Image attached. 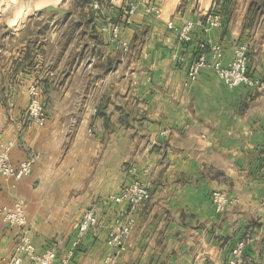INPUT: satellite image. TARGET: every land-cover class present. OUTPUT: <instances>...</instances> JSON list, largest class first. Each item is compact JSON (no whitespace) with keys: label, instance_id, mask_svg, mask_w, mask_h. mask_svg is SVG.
Masks as SVG:
<instances>
[{"label":"crops","instance_id":"0c3cea01","mask_svg":"<svg viewBox=\"0 0 264 264\" xmlns=\"http://www.w3.org/2000/svg\"><path fill=\"white\" fill-rule=\"evenodd\" d=\"M63 1L70 7L46 0L43 13L28 18V7L22 23L0 30V149L13 143L15 166L33 160L17 182L0 175V208L22 201L26 217L21 228L0 216V262L25 233L36 254L55 247V262L68 264H227L239 239L237 264H264V90L230 88L210 67L186 84L192 59L213 62L208 40L223 66L247 44V73L264 83V0H97L96 10L90 0ZM49 5L65 13L45 12ZM208 13L220 22L204 33ZM170 21L193 23L189 42ZM109 24L128 54L103 30ZM31 84L41 127L27 119ZM134 181L148 202L109 201ZM213 190L239 203L217 214ZM86 211L97 224L78 239ZM127 217L116 248L113 229Z\"/></svg>","mask_w":264,"mask_h":264},{"label":"built area","instance_id":"2783aa9c","mask_svg":"<svg viewBox=\"0 0 264 264\" xmlns=\"http://www.w3.org/2000/svg\"><path fill=\"white\" fill-rule=\"evenodd\" d=\"M91 7L98 9L97 0H90ZM135 11V5L130 4L127 12L126 23L129 22L130 17ZM151 12L159 15V10L150 9ZM220 17L216 13H208L201 22L204 33H208L212 28L219 25ZM167 27L177 34L180 42H189L193 23L191 21L185 22L181 27H174L170 21ZM103 30L111 34L113 41L125 53L130 52L129 45L120 40V27L118 24H109L103 27ZM205 45H209V51L213 57L212 64L206 60L204 53H200L196 58L192 59L186 69V84H191L199 75L202 69L210 67L214 74L222 80V82L232 88L240 85L255 87L257 90H264V83L255 82L247 73L248 60V46L247 44H239L233 51V59L227 65L223 66L221 63L222 50L219 45H210V41H206ZM182 60V59H181ZM28 106L27 119L37 127L44 125L46 121L45 110L41 100L40 91L37 84H31L28 89ZM92 134V130H88ZM13 147L10 142L6 145H1L0 149V175L14 182L21 180L28 176L31 172L33 160H25L18 165L10 163L8 153ZM151 198L150 192L140 183L134 181L125 185L120 191L110 196L108 199L113 203H126L130 207L139 206L148 202ZM210 201L214 206L217 214H223L228 208H231L239 203L236 197L229 195L225 191L213 190L210 193ZM0 216L2 220L11 227H24L26 225V217L24 212V204L22 201H15L12 205L3 206L0 208ZM133 223L132 218L127 217L122 224H117L113 229L111 236V244L116 248H121L123 240L128 231V226ZM97 224V217L92 211H86L77 228V238L80 239L88 230ZM246 248V240H237L231 248L230 259L227 264H237ZM56 248L47 249L44 253L36 254L34 248L25 233L21 234V239L15 246L10 257L1 259L0 264H68V258H64L59 262H55Z\"/></svg>","mask_w":264,"mask_h":264},{"label":"rangeland","instance_id":"374dc122","mask_svg":"<svg viewBox=\"0 0 264 264\" xmlns=\"http://www.w3.org/2000/svg\"><path fill=\"white\" fill-rule=\"evenodd\" d=\"M59 1H62L64 4L63 6L70 7L65 1ZM45 2L46 0H0V30L17 27L22 23L23 20L21 18L23 14L25 15L28 7L30 8V11L27 14L28 18L43 13V7L46 5L44 4ZM60 2L57 3L58 5H55L60 6Z\"/></svg>","mask_w":264,"mask_h":264},{"label":"water","instance_id":"95a60500","mask_svg":"<svg viewBox=\"0 0 264 264\" xmlns=\"http://www.w3.org/2000/svg\"><path fill=\"white\" fill-rule=\"evenodd\" d=\"M49 11L58 12V13H65L63 10H61L57 7L51 6V5L45 7V12H49Z\"/></svg>","mask_w":264,"mask_h":264}]
</instances>
